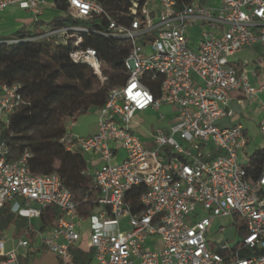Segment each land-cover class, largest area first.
Returning <instances> with one entry per match:
<instances>
[{
	"label": "built area",
	"instance_id": "built-area-1",
	"mask_svg": "<svg viewBox=\"0 0 264 264\" xmlns=\"http://www.w3.org/2000/svg\"><path fill=\"white\" fill-rule=\"evenodd\" d=\"M141 1L131 3L127 25L108 18L107 32L99 33L127 43L130 52L123 61L125 82L112 88L98 109L96 133L59 141L67 151L97 158L100 166L90 174V189L77 202L55 174L30 173L29 152L11 159L1 138L0 210L38 221L43 209L57 207L60 217L51 230H36L40 249L53 254L56 264H77L68 251L81 237V206H93L86 220L96 264H264V174L251 183L240 162L252 145L247 128L222 126L235 119L231 105L239 94L249 107L257 106L258 133L264 139V84L255 82L257 69L247 61L232 59L254 47L264 51V0H219L216 7L202 0H147L140 6ZM65 3L64 16L77 25L48 27L26 41L71 44L70 60L89 66L103 83L107 78L96 52L80 45L91 33L86 24L104 10L97 0ZM47 4L0 0V11L16 7L37 22ZM145 81L158 82L157 95ZM20 89L0 86L1 124L8 125L9 115L25 105ZM161 106L172 107L174 119L168 131L150 135L154 150L147 151L132 121ZM120 150L124 157L118 161ZM134 189H142L137 212L130 201ZM223 219L233 220L243 234L240 240L231 242L223 227L212 230V222ZM5 245L0 237V264H20L16 251H5ZM17 246L28 248L29 243L20 240Z\"/></svg>",
	"mask_w": 264,
	"mask_h": 264
},
{
	"label": "trees",
	"instance_id": "trees-1",
	"mask_svg": "<svg viewBox=\"0 0 264 264\" xmlns=\"http://www.w3.org/2000/svg\"><path fill=\"white\" fill-rule=\"evenodd\" d=\"M133 1L97 0L105 15L86 24L91 33L82 37L80 48L96 52L107 78L103 83L89 66L74 64L70 60L71 44H56L54 39L47 41L43 38L28 42L27 39L40 35L25 31H17L10 38L20 41L17 44L0 43V86L19 85L25 101L24 106L9 115L8 125L0 123V131L12 154L11 159L29 152L30 173L55 174L77 202L91 187L87 162L79 151H67L59 141L67 135L68 122H76L79 117L102 107L108 92L125 82L123 61L130 52V46L99 33L107 32L108 18L127 25L131 20L128 12ZM144 1L147 0H142L140 6ZM179 1L190 4L193 0ZM53 3L55 17L47 24L50 28H69L78 24L64 16L65 0H53ZM144 84L157 95L158 82L145 81ZM243 167L248 181L255 183L264 174V150L254 151ZM140 192L142 189H134L130 193L133 212L141 208L138 205ZM90 196H94V193ZM1 210L5 213L4 221L9 223V217L14 215L6 207ZM92 210L93 206H81L78 214L85 219ZM58 217L60 212L57 207L43 209L37 221L38 231L42 234L49 232ZM72 260L78 262L76 258Z\"/></svg>",
	"mask_w": 264,
	"mask_h": 264
},
{
	"label": "crops",
	"instance_id": "crops-1",
	"mask_svg": "<svg viewBox=\"0 0 264 264\" xmlns=\"http://www.w3.org/2000/svg\"><path fill=\"white\" fill-rule=\"evenodd\" d=\"M204 3L208 6L216 7L219 4V0H206V2ZM53 17H55V13L52 5V0H48L47 8L44 10L43 15L38 19L39 21L37 22L30 13L22 11L16 7H11L4 11H0V40L8 38L9 40H5V41L7 42L12 41L10 38L17 31L35 32L38 33L39 35H42L44 29L49 27L47 24ZM250 50L253 51V50H262V49L259 47L247 49L237 54L235 57H238L240 55H245L247 51ZM233 60L235 62L247 61L250 64V67L257 69L258 78L255 80V82L264 84V67L262 65L260 66L258 60L255 62L249 60H241L240 58H235ZM262 99L264 101V97ZM233 100L234 101L231 105V108L234 110L236 117L233 121H230L229 126L235 123L242 124L241 121H243V119H249V118L251 119L252 114H256L257 121L258 122L260 121L261 114L256 105L249 107L246 104L243 96L239 94H234ZM96 111H97L96 120L94 121V123L87 132H85L84 134L74 133L72 129L75 127V124H72L71 128L68 129L66 127L67 136L70 135L75 138L86 139L94 135L97 131L98 109ZM259 150H262V148ZM83 156L86 159L87 172L90 175L95 169H97L100 166V163L98 162L97 158L93 155H83ZM35 222L37 223V221ZM36 230H38V228H36ZM78 230L81 234V237L80 240L75 245L69 248L68 251L69 257L71 259L76 258L78 260V262H76L77 264H96L93 258V251L89 245L90 227H89V222L86 220V218L85 219L83 218V220L79 222ZM31 235H32L31 239H28L30 238ZM35 236H36L35 233L30 232V230L27 232L25 231L17 239L5 236L6 238L5 251H10L12 249L15 250L20 264H56L57 262L56 257L53 254L45 252L42 249H40L39 240L37 239V236L36 237ZM20 240L27 241L29 243V247L28 248L18 247L17 244L18 241ZM76 251H81L83 253L84 255L83 262H81V260L75 256Z\"/></svg>",
	"mask_w": 264,
	"mask_h": 264
},
{
	"label": "rangeland",
	"instance_id": "rangeland-1",
	"mask_svg": "<svg viewBox=\"0 0 264 264\" xmlns=\"http://www.w3.org/2000/svg\"><path fill=\"white\" fill-rule=\"evenodd\" d=\"M202 1L206 2V0ZM191 35L192 38L198 37V29L194 28L193 30H191ZM4 40H8V38L0 40V42H3ZM235 58L254 62L258 60L260 66L262 65L264 67V51L262 50H250L247 51L245 55H240ZM96 116L97 111L92 110L87 115L79 117L76 122H68L66 126L69 129L71 128L72 124H75V127L72 129V131L77 134H84L90 129V127L96 120ZM173 119V109L169 106H161L157 110H147L146 112L138 113L135 115L134 120L132 121V126L135 129L137 136L142 140L145 150H154V146L150 142L149 136L154 134L157 130H162L165 132L168 131ZM249 119H243V121H241L242 124L247 128L250 139L252 140V145L247 147L243 155L240 156V162L243 165H246L247 158H249L255 150H259L261 148L264 149V139H262L258 133V121L256 114H252V118L250 120ZM229 123L230 122L227 121L222 122V126H229ZM1 138H3V135L0 131V141ZM119 155L120 158L118 159V161H120L124 157V151L120 150ZM4 216V210H0V237L7 236L17 239L25 231L27 232L29 230L30 232H34L36 235L37 223L35 221H29L28 219H19L17 216H11L9 217V223H6L3 219ZM232 223V219L214 221L212 222V230L214 231L219 227H223L225 229L226 236L232 239L231 242L240 240L243 234L239 231L238 228H235ZM31 237L32 235L30 236V238H27L31 239ZM75 256L78 257L81 262L84 261V255L81 251H76Z\"/></svg>",
	"mask_w": 264,
	"mask_h": 264
}]
</instances>
